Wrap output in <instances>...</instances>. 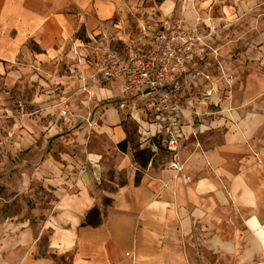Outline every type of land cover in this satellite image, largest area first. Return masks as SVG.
<instances>
[{"label":"crops","instance_id":"crops-1","mask_svg":"<svg viewBox=\"0 0 264 264\" xmlns=\"http://www.w3.org/2000/svg\"><path fill=\"white\" fill-rule=\"evenodd\" d=\"M153 5L161 20L178 14L216 32L233 80L214 85L206 99L215 109L199 112L197 121L189 116L192 102L186 105L184 179L167 163L157 164L154 154L141 167L128 148L116 147L127 136L115 108L100 116L108 145L100 142L84 165L72 159L73 177L56 176L43 164L26 175L53 188L54 216L44 225L49 245L73 251L70 264H264V0H0V89L26 73L35 76L31 68L47 72L52 46L73 38L80 14L92 32ZM29 43L41 52L30 53ZM106 87L92 93L120 96L119 84ZM4 101L0 92V113L9 110ZM142 123L140 146L149 148ZM109 168L127 176L113 192L99 188ZM54 178L61 184L52 185ZM94 208L101 224L82 225Z\"/></svg>","mask_w":264,"mask_h":264},{"label":"rangeland","instance_id":"rangeland-1","mask_svg":"<svg viewBox=\"0 0 264 264\" xmlns=\"http://www.w3.org/2000/svg\"><path fill=\"white\" fill-rule=\"evenodd\" d=\"M81 17L82 14L77 17L78 26L73 38L67 43L52 46L48 59L49 73L29 67L35 76L29 78L26 73L17 85L0 89L5 107L9 109L0 113V264H70L73 251L63 253L51 249L50 229L44 227L47 219L54 216L53 188L43 179L31 182L26 175H35L43 164L46 170L55 171L56 176L62 172L63 179L73 177L74 171L70 170L74 164L72 159L84 165L87 153L96 154L100 149L99 143H107L99 128L104 124L100 119L104 110L116 109L126 132L127 153L134 163L139 161L133 156L145 150L148 158L154 154L157 164H168V156L157 140L150 141L158 147L157 153L140 146L141 136L137 129L140 121L150 120L149 117L140 112L131 114L129 109H119L121 98L118 94L102 95L95 91L89 97L79 93L76 75L90 74L106 51L125 55L128 50L145 45L148 39L143 36L144 31H152L167 18L183 19L187 26L204 37V42L218 49L214 42L216 32H212L211 39L206 38L208 28L202 21L189 24L178 14L161 20L154 5L124 18L119 25L116 20L115 25L111 21L92 32H87ZM26 48L30 53L41 52L31 43ZM217 53L219 64L203 53L198 59L202 69L211 73V78L210 81H198L196 97L213 90L214 85L219 89L223 83L222 73L229 72L221 54ZM62 104L68 107L66 116H61ZM194 107L203 114L215 109L209 106L207 99H199V102L192 99L191 111ZM194 118L197 121L199 117ZM56 179L51 181L52 185L61 184V180L58 182ZM126 179L123 172L113 175L109 168L99 188L113 192L115 186ZM110 180L114 185L109 183ZM102 204L106 205L107 200L102 199Z\"/></svg>","mask_w":264,"mask_h":264},{"label":"built area","instance_id":"built-area-1","mask_svg":"<svg viewBox=\"0 0 264 264\" xmlns=\"http://www.w3.org/2000/svg\"><path fill=\"white\" fill-rule=\"evenodd\" d=\"M178 18H167L152 31H144L148 39L145 45L128 50L121 55L113 50L104 52L97 60L93 71L76 75L77 91L91 97L92 89L119 84L121 102L119 109L145 114L144 120L154 126L150 135L162 146L168 156V166L184 179L181 159L182 143L186 139L183 121L188 102L206 100L212 90L196 97V86L200 79L210 81L211 73L202 69L198 59L203 54L213 57L219 64L218 49L204 42V37ZM212 32L206 38H212ZM203 56V55H202ZM224 84L229 85L233 77L222 73ZM195 97V98H194ZM61 116L68 114L62 104ZM190 111L199 117V108ZM192 113V114H191ZM148 132V131H147ZM149 150L157 153L158 147L149 143Z\"/></svg>","mask_w":264,"mask_h":264},{"label":"trees","instance_id":"trees-1","mask_svg":"<svg viewBox=\"0 0 264 264\" xmlns=\"http://www.w3.org/2000/svg\"><path fill=\"white\" fill-rule=\"evenodd\" d=\"M155 1H156L157 3H160V2H162L163 0H155ZM126 145H127V139L124 140V141L121 142V143H118V144L116 145V147H117L122 153H126V151H127V147H126ZM133 157H134L137 161H139L138 163H139V165H140L141 167H143V165L145 164V162L149 159V158H148V155H147V151H145V150H143V151L141 150V151L137 152ZM136 181H138V178H136ZM99 216H100L99 211H98L96 208L90 210V211L87 213L86 217L84 218V220H83L84 222H83L82 225H84V226L89 225V226H91V227H97V226H99V225L101 224V220L99 219Z\"/></svg>","mask_w":264,"mask_h":264},{"label":"bare ground","instance_id":"bare-ground-1","mask_svg":"<svg viewBox=\"0 0 264 264\" xmlns=\"http://www.w3.org/2000/svg\"><path fill=\"white\" fill-rule=\"evenodd\" d=\"M141 125H143L145 128H147V130H148V132L146 133L147 135H152V133H154V131H153L154 126H149V125L146 126L144 123H142ZM142 129H144V128H142ZM144 131H146V130H144Z\"/></svg>","mask_w":264,"mask_h":264}]
</instances>
